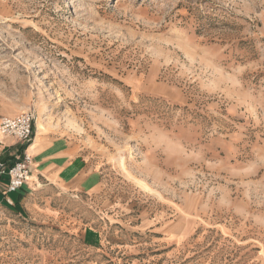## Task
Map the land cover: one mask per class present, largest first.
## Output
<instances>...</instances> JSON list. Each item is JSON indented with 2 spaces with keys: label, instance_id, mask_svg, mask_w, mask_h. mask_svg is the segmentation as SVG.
<instances>
[{
  "label": "rangeland",
  "instance_id": "374dc122",
  "mask_svg": "<svg viewBox=\"0 0 264 264\" xmlns=\"http://www.w3.org/2000/svg\"><path fill=\"white\" fill-rule=\"evenodd\" d=\"M25 113L96 186L0 204V264H264V0H0Z\"/></svg>",
  "mask_w": 264,
  "mask_h": 264
},
{
  "label": "crops",
  "instance_id": "0c3cea01",
  "mask_svg": "<svg viewBox=\"0 0 264 264\" xmlns=\"http://www.w3.org/2000/svg\"><path fill=\"white\" fill-rule=\"evenodd\" d=\"M30 145L28 152L34 157V169L30 180L24 187L10 195L15 208L28 209L29 195H35L40 187H66L70 191H79L83 188L94 189L96 176L88 170L89 165L82 163L77 150L69 145L68 140L47 138L42 136ZM24 147L17 140L7 137L0 145V164L12 166L24 152ZM4 177L7 179L4 180ZM8 184V177H0V204L8 205L3 190ZM35 191V192H34Z\"/></svg>",
  "mask_w": 264,
  "mask_h": 264
},
{
  "label": "built area",
  "instance_id": "2783aa9c",
  "mask_svg": "<svg viewBox=\"0 0 264 264\" xmlns=\"http://www.w3.org/2000/svg\"><path fill=\"white\" fill-rule=\"evenodd\" d=\"M34 122L35 118L32 113L2 118L0 123V135L2 136L0 145L2 144V140L7 137H13L23 145L29 144L34 134ZM33 166L34 158L27 151H24L10 167L0 164V177H8V184L3 190L5 202L8 205H14L10 199V195L20 191L29 181Z\"/></svg>",
  "mask_w": 264,
  "mask_h": 264
},
{
  "label": "bare ground",
  "instance_id": "6f19581e",
  "mask_svg": "<svg viewBox=\"0 0 264 264\" xmlns=\"http://www.w3.org/2000/svg\"><path fill=\"white\" fill-rule=\"evenodd\" d=\"M122 165V164H121ZM144 186V185H143ZM146 188V187H145Z\"/></svg>",
  "mask_w": 264,
  "mask_h": 264
}]
</instances>
